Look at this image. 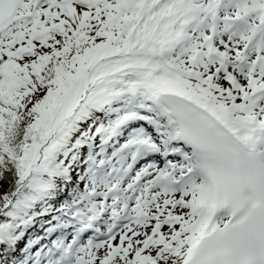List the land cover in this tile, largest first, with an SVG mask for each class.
Wrapping results in <instances>:
<instances>
[{
    "label": "snow or ice",
    "instance_id": "snow-or-ice-1",
    "mask_svg": "<svg viewBox=\"0 0 264 264\" xmlns=\"http://www.w3.org/2000/svg\"><path fill=\"white\" fill-rule=\"evenodd\" d=\"M0 264H264V0H0Z\"/></svg>",
    "mask_w": 264,
    "mask_h": 264
},
{
    "label": "trees",
    "instance_id": "trees-1",
    "mask_svg": "<svg viewBox=\"0 0 264 264\" xmlns=\"http://www.w3.org/2000/svg\"><path fill=\"white\" fill-rule=\"evenodd\" d=\"M43 232V228L39 226V224L35 227V230L31 233L37 237H40V233Z\"/></svg>",
    "mask_w": 264,
    "mask_h": 264
},
{
    "label": "rangeland",
    "instance_id": "rangeland-1",
    "mask_svg": "<svg viewBox=\"0 0 264 264\" xmlns=\"http://www.w3.org/2000/svg\"><path fill=\"white\" fill-rule=\"evenodd\" d=\"M42 235H43V233L41 232V233H40V236H42ZM46 243H48V241L42 239V240H40V242L36 245V247L39 248L41 244H46ZM33 250L35 251V249H33Z\"/></svg>",
    "mask_w": 264,
    "mask_h": 264
}]
</instances>
